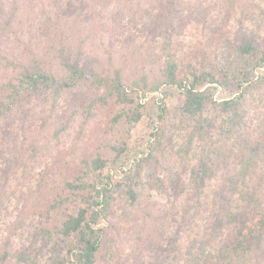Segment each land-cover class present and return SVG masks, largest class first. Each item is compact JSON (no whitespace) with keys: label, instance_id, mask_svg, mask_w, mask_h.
Wrapping results in <instances>:
<instances>
[{"label":"rangeland","instance_id":"rangeland-1","mask_svg":"<svg viewBox=\"0 0 264 264\" xmlns=\"http://www.w3.org/2000/svg\"><path fill=\"white\" fill-rule=\"evenodd\" d=\"M129 1L132 7L126 9L129 13L125 16L116 14L121 5L118 0L117 6L108 10L88 13L89 26H96V35L87 45L92 56L86 55L83 60L96 58L103 63L107 61L106 51L111 49L118 65L121 51L130 47L140 51V59L156 56L145 70L152 71L151 76H162L166 61L172 57L178 64L179 78L210 72L222 82L227 80V87L219 83L202 86L211 89L217 102H240L239 120L229 125L219 103L198 114L187 113L185 93L172 84L163 87L166 95L161 90L139 98L143 114L135 124L130 123L128 114L136 103L95 104L90 109L102 90L85 84L83 91H63L57 96L55 88L44 85L27 107V118L21 114L22 108L13 112L15 120L0 116V253L9 250L5 253L7 261L0 264H32L19 259L20 250L37 264H49L59 256L65 263L72 259L69 250L74 241H61V222L86 206L83 197L89 190L71 189L69 182L99 184L113 180V211L109 219L100 221L114 238L109 264H153L150 260L155 255L165 264H221V246L235 241L240 232L250 231L261 218L264 54L250 58L246 65L240 46L253 39L264 48V0H189L191 7L183 8L195 19L178 35L170 26L163 29L164 24L156 20L160 11L153 3L144 2L150 9L146 10L137 8L135 0ZM0 2L6 13L16 2L22 21L16 25L21 36L26 40L33 36L44 51L50 52L48 55L58 57L55 49L47 50L54 38L43 14L55 6L54 0ZM120 25L126 26L124 32L119 31ZM170 37L173 40L165 52L163 45ZM139 63L143 69L142 60ZM245 69L250 74L247 83L243 78L238 80L241 75L235 72ZM82 101L84 105H75ZM162 102L166 119L161 122L155 112ZM32 124L46 126L51 135L42 141L48 147L41 163L25 165L23 154L17 156L11 149L29 146L31 138L25 127ZM6 127L12 135L4 138ZM60 127H67L59 134L62 138L53 137ZM118 148L119 165H113ZM99 156L109 160L103 169L92 165ZM128 175L136 182L138 192L133 206L125 194ZM239 208L241 212L250 210L246 227L232 214ZM158 225L163 237L151 239L145 230ZM141 229L145 230L141 233ZM230 264L259 263L252 256H233Z\"/></svg>","mask_w":264,"mask_h":264},{"label":"trees","instance_id":"trees-1","mask_svg":"<svg viewBox=\"0 0 264 264\" xmlns=\"http://www.w3.org/2000/svg\"><path fill=\"white\" fill-rule=\"evenodd\" d=\"M54 1L56 2L55 6L47 9L43 14L46 16V21L50 22L49 25L54 38V42L50 44L47 50L52 48L58 51L57 58L56 55H48L50 52L44 51L46 49L41 47L38 41H34L33 36L29 40L21 36L16 25V23L22 22L17 15L18 5L16 2L8 13H6L4 5L0 2V116H12L15 120L17 115L13 112L22 108L21 114L27 118L29 114L27 107L38 97L37 95L44 85L55 88L57 96H59L63 91H83L84 85L87 84L90 89L99 92L102 90L97 94L93 103L89 105L90 109L95 104L108 105L114 102L128 106L136 103V108L128 114L130 123L135 124L143 114L141 110L143 104L139 102V98L146 96L148 93L161 90L163 92L165 84H172L185 93L184 110L187 113L198 114L207 106L219 103L222 110L227 113L226 119L229 125L233 123V120H239V107L237 106L241 105L240 102L235 99L217 102L211 89L202 86L205 83H219L221 86L227 87V80L222 82L215 74L210 72L194 73L193 78H179L178 64L172 57H169L166 61L162 76H151L152 71L145 70L148 61L154 60L156 56L152 58L150 54L149 57L140 59V51L130 50V47L126 51H121L122 58L118 65L114 60L111 49L106 51L107 61L103 63L93 57L91 60L84 61V56H92L87 45L89 46L96 35L94 31L96 26H89L91 22L88 13L94 11V9L101 11L108 10L113 5L117 6L116 0ZM118 1L121 5H119L120 10L118 9L116 14L125 16L126 13H129L126 9L132 7L130 1ZM135 1L137 8L146 10L150 9L146 8L144 2L153 3L160 11L156 15V20L164 24L163 29H168L170 26L173 34L176 33V35L181 33L180 30L190 27L195 19L191 12H186L183 8L185 5L190 6L189 0ZM118 27L120 32H124L126 26L120 25ZM116 32L118 33V31ZM172 40L173 37H170L168 42L164 43L163 49L165 52L169 50ZM128 41L130 43V40ZM240 53L243 56L244 63L249 65L252 60L250 58H258L259 53L264 54V48H259L256 41L250 39L240 46ZM140 60H142L143 69L140 68ZM263 60L264 55L261 58V61ZM235 72L241 75L238 80L243 78V83L250 81V74L246 69L245 71L235 70ZM163 94L166 95L165 92ZM233 103H235V106H233ZM81 104L84 105V102H76L75 105L80 106ZM155 113L159 121H165L166 107L163 102L159 105V111ZM12 123L10 122V124ZM7 128L9 127L4 129V138L8 137L9 134L12 135L10 128ZM66 128H58L52 133V136L61 139L62 137L59 134ZM227 129L232 131L230 127ZM25 131L31 138L29 146L27 148L22 146L15 151L12 148L11 151L13 150L17 156L18 153L23 154L22 160L25 165L30 162L38 165L42 161L41 155L48 147L46 142L42 141L51 135V131L46 126L39 128L34 124L26 126ZM156 134H159V130ZM118 150V155L111 161L113 165H119L121 150L119 148ZM108 161L99 156L92 161V165L95 169H103ZM67 186L71 189L89 190L88 194L83 197L86 206H81L77 212L68 214L61 222L60 231L63 235L61 241L64 242L66 239L74 241L69 250L72 253V259L65 263V259L59 256L53 258L49 264H109L113 253L114 238L100 224V221L101 218L109 219L108 217L113 211L111 206L114 199L111 194V191L114 190L113 180L109 178L99 184L88 181L81 184L69 182ZM124 187L127 201L132 206L135 205L138 201V192L136 182L130 175L126 177ZM258 209V213L261 215L259 222L250 231L240 232V237L235 241L232 240L221 246L219 252L221 264H230L233 256H252L259 264H264V205ZM238 211V213L235 211L232 214L237 217L236 221H241V224L246 227L248 221L246 217L250 218V210L241 212V208H239ZM142 230L145 229H141V233ZM145 232L149 234L151 239L157 238V240L161 239L164 234L160 225L155 226L153 229L147 227ZM141 239L144 241L143 238ZM8 252L9 250H6L3 254L0 253L1 262L7 261L8 256L6 254ZM17 256L23 262L37 264L36 260L31 258L24 250H20ZM150 261H153V264H165L156 255Z\"/></svg>","mask_w":264,"mask_h":264}]
</instances>
